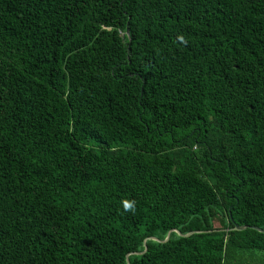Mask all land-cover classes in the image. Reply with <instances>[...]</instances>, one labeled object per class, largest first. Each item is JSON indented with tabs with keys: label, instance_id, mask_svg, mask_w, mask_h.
<instances>
[{
	"label": "trees",
	"instance_id": "trees-1",
	"mask_svg": "<svg viewBox=\"0 0 264 264\" xmlns=\"http://www.w3.org/2000/svg\"><path fill=\"white\" fill-rule=\"evenodd\" d=\"M255 226L264 0H0V264H264Z\"/></svg>",
	"mask_w": 264,
	"mask_h": 264
},
{
	"label": "water",
	"instance_id": "water-1",
	"mask_svg": "<svg viewBox=\"0 0 264 264\" xmlns=\"http://www.w3.org/2000/svg\"><path fill=\"white\" fill-rule=\"evenodd\" d=\"M127 31H128V30H127ZM245 228H247L246 225H243V226H235V227H234V229H237V230L245 229ZM254 228L257 229V230H260V231H264V230H262L261 228L256 227V226H255ZM170 232H171V231H170ZM170 232H168L167 237H166V239H165L164 241H166V240L169 238ZM177 233H178L179 235H182V233L179 232V231H177ZM192 233H194V232H190V233H187V234H184V235H190V234H192ZM152 238H154V237H152ZM154 239H156V238H154ZM156 240H157V239H156Z\"/></svg>",
	"mask_w": 264,
	"mask_h": 264
}]
</instances>
